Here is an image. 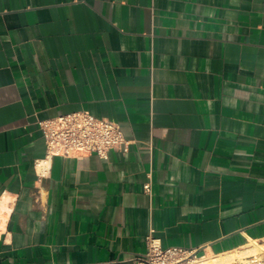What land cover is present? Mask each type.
Instances as JSON below:
<instances>
[{"label":"crops","instance_id":"1","mask_svg":"<svg viewBox=\"0 0 264 264\" xmlns=\"http://www.w3.org/2000/svg\"><path fill=\"white\" fill-rule=\"evenodd\" d=\"M78 110L124 149L48 155L36 121ZM150 232L264 242V0H0V264H138Z\"/></svg>","mask_w":264,"mask_h":264},{"label":"built area","instance_id":"2","mask_svg":"<svg viewBox=\"0 0 264 264\" xmlns=\"http://www.w3.org/2000/svg\"><path fill=\"white\" fill-rule=\"evenodd\" d=\"M48 155L71 156L95 153L106 158L109 150H123L126 141L117 124L78 110L36 121ZM149 190V182L144 184ZM147 250L136 257L138 264H191L188 259L204 255L197 250L162 248L151 232L146 237ZM244 264H264V252L243 256ZM226 264H238L228 262Z\"/></svg>","mask_w":264,"mask_h":264},{"label":"bare ground","instance_id":"3","mask_svg":"<svg viewBox=\"0 0 264 264\" xmlns=\"http://www.w3.org/2000/svg\"><path fill=\"white\" fill-rule=\"evenodd\" d=\"M260 252H264V242L259 244L256 240L238 249L217 254L201 255L196 258H190L188 263L192 264H226L228 262H237L244 264L246 261L242 259L243 255L255 254L258 256Z\"/></svg>","mask_w":264,"mask_h":264},{"label":"rangeland","instance_id":"4","mask_svg":"<svg viewBox=\"0 0 264 264\" xmlns=\"http://www.w3.org/2000/svg\"><path fill=\"white\" fill-rule=\"evenodd\" d=\"M248 255V254H247ZM244 256V255H243ZM242 259H243V257H242ZM189 260V259H188ZM189 262V261H188ZM191 263V262H190ZM192 264V263H191Z\"/></svg>","mask_w":264,"mask_h":264}]
</instances>
